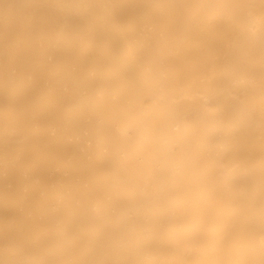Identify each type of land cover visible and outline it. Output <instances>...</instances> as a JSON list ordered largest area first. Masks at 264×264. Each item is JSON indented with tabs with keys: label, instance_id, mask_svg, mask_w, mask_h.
Instances as JSON below:
<instances>
[{
	"label": "bare ground",
	"instance_id": "1",
	"mask_svg": "<svg viewBox=\"0 0 264 264\" xmlns=\"http://www.w3.org/2000/svg\"><path fill=\"white\" fill-rule=\"evenodd\" d=\"M0 264H264V0H0Z\"/></svg>",
	"mask_w": 264,
	"mask_h": 264
}]
</instances>
